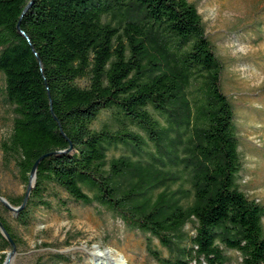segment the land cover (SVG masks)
<instances>
[{
  "label": "trees",
  "instance_id": "1",
  "mask_svg": "<svg viewBox=\"0 0 264 264\" xmlns=\"http://www.w3.org/2000/svg\"><path fill=\"white\" fill-rule=\"evenodd\" d=\"M222 69L189 0H0V150L25 185L10 219L0 208V264L22 242L13 223L69 202L141 232L157 264H264V204L238 185Z\"/></svg>",
  "mask_w": 264,
  "mask_h": 264
},
{
  "label": "rangeland",
  "instance_id": "2",
  "mask_svg": "<svg viewBox=\"0 0 264 264\" xmlns=\"http://www.w3.org/2000/svg\"><path fill=\"white\" fill-rule=\"evenodd\" d=\"M202 17L206 34L223 64L221 84L234 106L242 167L239 188L264 204V0H189ZM107 117L103 112L94 123L99 127ZM11 127V113L0 101V140ZM124 149H110L108 157ZM25 191L13 168L2 163L0 150V197L14 198ZM0 204L2 215L10 219L12 210ZM264 227V218L262 220ZM21 239L15 256L8 264H34L48 260L49 253L60 251L70 256L68 264H92L97 251L100 257L120 264H157L146 253L144 236L130 230L108 212L93 205L69 202L59 212L39 208L28 226L13 223ZM186 229L189 225L185 226ZM192 233V232H190ZM153 245L164 254L156 239ZM6 254L11 256V250ZM228 264H240L236 252H229Z\"/></svg>",
  "mask_w": 264,
  "mask_h": 264
},
{
  "label": "water",
  "instance_id": "3",
  "mask_svg": "<svg viewBox=\"0 0 264 264\" xmlns=\"http://www.w3.org/2000/svg\"><path fill=\"white\" fill-rule=\"evenodd\" d=\"M34 178H35V174H34V168H33V170H32V172H31V175H30V183H29V185L27 186V188H26V193H25V198H24V200L26 199V197H27V195H28V192H29V189L32 187V185H31V183L34 181ZM0 201L7 207V208H9L10 210H12V211H17V210H19L20 208H21V206H19V207H13L12 205H10V203L5 199V198H3V197H0ZM11 256L9 257V254H6V258H5V260H4V262H3V264H8V262L15 256V254H16V252H15V248H12L11 249Z\"/></svg>",
  "mask_w": 264,
  "mask_h": 264
},
{
  "label": "bare ground",
  "instance_id": "4",
  "mask_svg": "<svg viewBox=\"0 0 264 264\" xmlns=\"http://www.w3.org/2000/svg\"><path fill=\"white\" fill-rule=\"evenodd\" d=\"M104 255L102 252L97 251L96 254L93 255L92 264H120L122 261L118 259H114L113 263L106 259H102L100 256Z\"/></svg>",
  "mask_w": 264,
  "mask_h": 264
}]
</instances>
